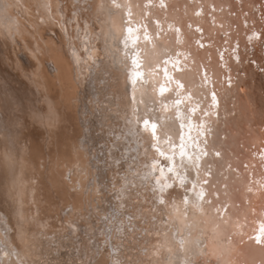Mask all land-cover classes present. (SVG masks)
Returning a JSON list of instances; mask_svg holds the SVG:
<instances>
[{"label":"bare ground","instance_id":"1","mask_svg":"<svg viewBox=\"0 0 264 264\" xmlns=\"http://www.w3.org/2000/svg\"><path fill=\"white\" fill-rule=\"evenodd\" d=\"M65 1L63 4L62 0H0V45L6 43L9 49L4 50V45L0 48L12 60L13 77L21 80L24 87L35 90L30 102L32 106L27 104L30 107L27 112L31 118L28 120L37 123L40 130L31 132L37 138L20 137L22 133L5 116L7 100L0 94V242H5L8 251L12 248L15 252L10 257L7 255L5 264L50 261L47 253L50 255L53 242L60 240L56 236L54 240L48 233L54 221L48 216H53L55 213L50 212L56 209L54 202H50L52 195H59L57 205L60 202V209L66 201L73 202L67 220L56 216L63 229L74 228L70 223L78 220L76 213L83 209L84 196H88L86 192L97 184L94 185V176L92 183L87 178L91 165L87 162L88 157L86 160L81 157L82 152L71 147L72 144L69 148H60L57 160L50 162L48 158V168L44 155V139L46 144L52 143L55 127L63 114V102L72 103L82 84L89 82L95 64L101 68L99 75L107 78L110 93L109 107L105 112L100 110V114L96 112V121L110 127L112 123L119 124L118 132L114 129L116 125L111 127L116 133L115 141L109 140L115 144L116 152L117 145L120 147L129 142L124 148L127 156L124 160L117 155L120 152L112 151L117 156L115 159H120L116 164L120 162L117 170L121 175L117 177L116 169L108 168L115 170V186L111 189L116 187L117 193L116 190L114 193L118 196L116 202V199L110 200V196L105 198L107 202H115L108 211L116 209L114 212L118 214V207L124 204L125 209L131 206L132 211H140L142 218L148 214L144 212H149L142 210V202L146 204L147 200L161 212L156 218L160 221L154 220L157 224L149 220L153 226L157 225H151L155 235L148 230L153 232L150 236L144 230L151 228L150 225H140V228L139 220L134 216H131L132 223H127V218L121 217L118 211L120 216L115 219L122 218L120 226L111 222L112 219L111 224L103 223L110 232L108 236H116L120 228V238L134 234L132 238L138 240L140 246L148 240L144 246L147 248L146 264H264V103L255 91L258 72L254 65L245 64L248 47L259 52L264 45V0ZM54 19L58 20L59 27H63L65 37ZM49 29H54L50 31H55L57 36L46 34ZM17 41L21 42L27 57L18 54L20 45ZM263 58L257 54L254 57L260 65L264 63ZM56 80L60 92L54 91ZM153 81L156 82L151 87L153 96L146 101L140 93ZM1 90L4 92L5 89ZM173 91L175 96L167 100ZM40 100L45 102L44 105L37 104ZM143 112L161 113L165 120L178 119L184 134L180 152L168 150L169 142L159 134L158 127L153 130L152 123H144L147 120L142 119ZM185 128L187 136L198 138L195 143L201 148L199 152L190 148L194 137L184 140ZM135 134H141V140ZM102 135L107 141L104 131ZM21 138L23 141L18 140ZM49 147L46 146L48 150ZM51 154L50 151L48 155ZM43 157L46 160L42 161V166L48 172L41 171L39 159ZM64 159H68L65 168ZM31 163H35L37 172ZM54 163L62 165L63 169L55 167ZM100 167L95 168L99 173ZM66 168L71 170L69 176L68 170L64 173ZM100 175L97 177L108 178V170L106 176ZM108 180L110 178L107 183ZM160 187L164 191H160ZM71 188L86 192H72ZM94 189L99 191L97 187ZM199 193H203L202 197ZM134 198L138 200L135 202ZM142 198L146 200L140 202ZM88 203L92 206L90 200ZM156 210L152 211L155 216ZM87 222L88 226L92 224L90 220ZM1 227H5L3 231ZM257 236L261 237L259 243ZM192 238L196 240L194 248L189 246ZM62 241L56 242V246L64 244ZM130 248L126 250V256L132 252ZM138 249L140 258L142 250ZM106 256L109 253H103L101 261H105ZM136 263L140 264L137 260Z\"/></svg>","mask_w":264,"mask_h":264},{"label":"rangeland","instance_id":"2","mask_svg":"<svg viewBox=\"0 0 264 264\" xmlns=\"http://www.w3.org/2000/svg\"><path fill=\"white\" fill-rule=\"evenodd\" d=\"M62 3L65 4L66 1L62 0ZM34 15H36V14H34ZM22 16H24V15H22ZM21 19H24V18H21ZM40 21H42V19H40ZM54 21L58 22L57 19H54ZM25 22H26V20H25ZM27 25H28V22H27ZM57 25H58L57 26V28H58L59 27V22H58ZM30 27L33 28L32 26H30ZM66 28H67V26H66ZM58 29H60L62 31V36L65 37L66 34L63 33V27L60 25V27ZM50 30H54V29H49L48 31H45V33L57 36L55 31L53 32V31H50ZM55 39L57 40L58 44L59 43H60V45L62 44V42H60V40L58 38H55ZM17 43L20 45V48H17L19 50L18 54L22 55L24 58L27 57V54L24 52L21 42L17 41ZM3 45H0L1 48L3 46L4 50L6 48L9 49V47H7L8 45H6V43L5 44L3 43ZM250 45L252 46V44H250ZM3 49L0 50V73H1L0 74V76H1V79H0V85H1L0 86V90L2 88L5 89V90H3L4 92H2V90H1L0 94L4 97V99L7 100L6 107H7L8 110L6 109V112L8 111L9 113L7 112L6 113L7 115L5 114V116L8 119H11L12 123L19 130L20 134L22 133L20 135V137H24L23 139H25V136L29 137V138H32L33 136L34 137L36 136L35 138H37V135H33L32 133L34 131L35 132L36 131L40 132V130H38V128H37L38 127L37 123L33 122L34 123L33 124L31 121H29V120H31V118L30 117L28 118L29 113L27 112V111H30V107L32 106L30 102L33 101L32 97H33V94H34L35 90H33V87H31V86L30 87L32 89L29 88L28 86H25L26 87L25 88L24 84H23V82L21 80H16L17 78L15 77L16 78L15 79L13 77L14 76V71H12L13 68L11 67L12 60H11L10 57H8L9 56L8 53L3 51ZM262 49H264V45H263V47L259 48V52H257L255 49L252 50L250 47H248L247 51L245 52V60H246V58H248L246 60L245 64L246 65H248V64L254 65L255 70L258 72V75L256 76L257 77L256 78V80H257L256 81V85L257 86H255V91H256V94H257L259 100L264 103V66H263L264 63H262V65H260L258 63V61L256 59H254L256 54L258 56H264V52H262ZM260 50H261V52H260ZM68 54H70V53L68 52ZM43 60H45V59L43 58ZM101 60H102V58H100V62H102ZM49 61L51 63H53L52 60H49ZM44 62L46 63L47 61L45 60ZM242 68H243V66H241V69ZM100 70H101L100 66H98V64H95V66L92 68V74L90 75L89 82H86V84L85 83L82 84L83 87H80V90L78 92L79 94H77L75 97H73L72 103H70L71 101L70 102L69 101L63 102V114L61 116V121H58V123H57V125L55 127V131H54L55 133H54V135L52 137L53 138L52 139V143L49 144V142H48V144H46V140L44 139V144H45V153H44V155L47 158V161H45V163L48 162V158H49L50 162H51V160H57L56 154L59 155L60 148H62V149L69 148L70 144H72L71 147H74L78 151L82 152L81 157H83L85 160L88 157L87 162H90L89 164H91V165H89V166H90V170H92V172H90V170H88V176H87V178H90L89 179L90 183L96 181L94 183V185L96 183L98 184V186L102 185L101 187H103L105 191L103 190V192H101V190L103 188L101 189V187H100V189H98L99 187L96 186L97 184L95 185V187H97V190H99V191H96V189H94L95 188L94 186L92 187L94 189V192H92L93 189L92 190H88V192H86V190L82 189V190H84V192H86V194H88V196H84L85 197V204H84V202L82 203V204H84V206H86V208H84V206H83V209H80L76 213V214H78L76 216V218H78V220H72L73 223H70V224H74V228H70V226H69L66 229H63V227H61L62 222L59 221V219L63 218V220H67V216L70 214V209L73 206V202L72 201H69V202L66 201V203H65L66 205L63 203L62 209H60V202L57 205V203H58L57 200L59 199V195L57 194V196L54 197L52 194H50V196L52 195L50 202H54L55 203V204L54 203H52V204L56 207L57 210L56 209L52 210L50 213H52V214L55 213V214L53 216H51V215L48 216L49 220H50V218H52V220H50V221L54 220L53 222H51V225L49 226L50 229H52V230L49 231L48 233L51 235V238H54V236H56V238H60V240H63V241H65V239H66V241L65 242L62 241V243H64V244H60V246H56V242H60V240H56V238H54V240H56V242H53L54 248L52 247L53 249L52 250L50 249L51 250V252L49 251L50 255H49V253H47V258L50 259V261H46V260L44 261V259H41V261L44 262V263L42 262L41 264H50V262L59 263V264H61V263L62 264H83V263L84 264H132V262H133L135 264L136 260L138 262H140V264H146L145 260H146V257H147L146 256L147 255V248H144V246H146V244H148V240H146V242H144V244H142V246H140V244H138V240H134V238H132V236H134V234H132V236H130V234H128V236H124V232H122V236H124V238H120V228H118V234H116V236H114V234H112V236H108V234H110V232H108V230H106L107 226L104 225V224L107 223V222L110 223V220L112 219L111 222L115 221L116 224H118V226H120V222H122V218H120V220H118V219L116 220L115 219V217L117 218L118 216H120V212H121V217L124 216L125 217V218L123 217L124 219L127 218L126 219L127 223H130L129 221H131V223H132V221H133L132 219L136 217V220H139L138 226H140V225L144 226L146 224H148L147 226L150 225L151 228H144V230H146V232H148V230H152V231L154 230V229H152L153 225L150 224L151 223L149 221L150 219L153 221L152 223H154V222L158 223V221H160V220L156 219V218L159 217L158 216V212L159 211L157 212L156 206H155V208L153 206H151L150 205V201L147 202V200L145 198L144 199L142 198L141 201H140V202H142V200L143 201L146 200V204L144 202H142V204H144L143 205L144 208H142V210H144V209L146 211L148 210L149 212H144V214L148 213L150 216H147L148 215L147 214L146 216L143 215V216H141L142 218H140V211L139 210H138L139 212H137V210H136V212H134V210L133 211L131 210V208H130L131 206L129 207L130 209L127 206L126 207L127 210H126L124 204H121L122 207H124V208L119 206L120 208L118 207V209H117L118 211H120V212L117 211V213L119 215L115 214L116 212H114V211H116V209H113L111 211L112 213L114 212L113 216H112L111 212L108 211L109 208L110 209L112 208L111 205L112 206L115 205V202L118 201L117 200L118 198L116 199V197H118V196L115 197V195H117L116 194L117 193L116 187L111 189L113 186H115V185H113L114 184L113 183V181H114L113 179H115V177L113 176V173L116 172L115 173L116 176L120 177L121 174L117 170L118 169V164H120V162H118L117 164H116V162L119 161L121 158L124 160L127 157L125 152H124V148H126V146L129 145V142H125L124 146H120V147L117 145L118 147L116 146V148L117 149L119 148L117 150V152H120V153H117L116 149H115V144L112 143V142L115 141V137L114 136L116 134L113 130L117 129L116 132H118L121 129V128L119 129V127L117 128V126H119V124L115 123V125H116L115 126L114 123H112L111 127L113 128L115 126L114 129H112L110 126H108V124H105V123L103 124L102 122H99V120L96 121V119H98V117L95 115L96 112H98V114H100V110H104V112H105V110H107V108L109 107V101H107V100L109 99V95H110L109 90H108L109 82H108L107 78L104 75H101V76L99 75L98 72ZM52 77H54V76H52ZM55 83L57 84V87L54 89V91L55 92L56 91L60 92L61 90H58V88H59L58 85H60L59 81L56 80ZM6 90H7V92H5ZM30 91H31V93H30ZM29 93H30V95H29ZM31 94H32V96H31ZM44 103L45 102L43 100H40L39 103L37 102V104H41V105L42 104L44 105ZM27 104H30V107H29V105L27 106ZM25 106L28 108V110L25 108ZM24 109H26V110H24ZM25 111L28 113V115H27V113H25ZM89 114H90V116H89ZM95 117H97V118H95ZM86 118H88L87 121H86ZM90 118L92 120L89 121ZM115 119L116 118H114V120H113L114 122H116V120H117V119L116 120ZM122 120H124V119H122ZM125 120H126L125 122H127V123L129 122V120H127V119H125ZM88 121L91 122V127L89 126L90 123L88 125ZM92 121L94 122V124H92L93 123ZM109 121L112 122L111 120H109ZM82 124L83 125L86 124L84 126L86 129H84ZM102 125L104 127L108 126L109 129L111 128V130L108 129L107 131H105L108 127L106 129H103ZM88 126L90 128H87ZM94 127H95V129H93ZM120 127H121V125H120ZM91 128H92L93 131L92 130L90 131ZM123 128H125V127H123ZM22 129H24V131ZM25 129L26 130L28 129V130L26 131ZM28 131H30V132H28ZM88 131H90V132H88ZM103 131H104L105 136L108 137L107 141H106L104 135H102ZM29 134H30V136H29ZM94 134H95V136H94ZM109 134H110V137H109ZM89 135H92V136L89 137ZM101 135L103 136V139H101V137H102ZM122 136H124V134H122ZM134 136H136V134ZM92 137H93V140L91 139ZM94 137H96V139ZM136 137L140 138V140H141V134H140V136H136ZM88 138H90V139H88ZM23 139L21 138V139H18V140H22L23 141ZM100 139L103 140V141H101ZM111 139H112V142H110ZM53 140H55V142ZM88 140H89V142H90V140H92V141L89 143ZM104 141H106V142H104ZM60 143H62V145ZM107 144H111V145H108L109 147H107ZM112 144H114V145H112ZM86 145L90 146V151L91 152L88 150L89 146L86 147ZM46 146H50L49 147L50 150H48V148H46ZM109 148L112 149L111 152H110ZM113 149H115V153H117V155L120 154L119 155L120 159L119 158L115 159V157H117V156H115L116 154L113 153L114 152ZM86 150H88V151H86ZM120 150L121 151L123 150V151L121 152ZM50 151H51L52 154L49 156L48 154L50 153ZM86 152H89V153H86ZM110 153H113L114 155H112ZM122 154H123L124 158H123ZM25 157H27L29 159V156H25ZM109 157H111V158H109ZM113 157H114L115 160L113 159ZM75 158H76V156H75ZM44 160H46L44 157L39 159L40 168L42 167L41 168L42 172L44 171V169H45L44 172H46L48 170L47 168H48V163L49 162L45 164V167H47V168H45V167L43 168V166H42V165H44L42 163V161H44ZM58 161H59V159H58ZM67 161H68V159L62 160L64 168H65V166L68 167ZM107 161H109L108 164L110 166L113 165V167L112 166L110 167L109 165H107ZM110 162H111V164H110ZM32 165L34 166V168H36L35 163H33ZM32 165H31V167L33 168ZM54 165L56 167L57 164L54 163ZM97 166L98 167L101 166L100 167V169H101L100 173L102 172L101 175H103V174L105 175V172H106V175H107V170H108V178H107L106 175H105L106 177L102 176V178L101 177H97L98 175H100L99 170L96 171L97 169H95V168H98ZM57 167L59 169H63L62 168L63 166L60 165V164H59V166L57 165ZM108 168L112 169V170L114 168V169H116V171L115 170H114L115 172L112 171V170L109 171ZM94 169H95L96 173H95ZM104 169H105V172H104ZM33 170H35V169H33ZM36 172H37V168H36ZM65 172L69 176V174L71 173V170L66 168L64 170V173ZM110 173H111V175H110ZM117 173H119V175ZM84 174H86V173H84ZM64 175H65V177L64 176L63 177L67 179L68 176H66V174H64ZM36 176H38V174H36ZM45 176H46V174H45ZM92 177L95 178L94 179L95 181L93 180ZM99 178L102 181H98L97 179H99ZM109 178H110V180H108V183H107L106 180L109 179ZM77 179H79V178H77ZM84 179H86V178H84ZM103 180H105V181H103ZM40 182H41V180H40ZM46 183L49 184L50 182H46ZM68 183H70V182H68ZM86 184H88V180H86ZM107 184H109L110 186L109 185L107 186ZM72 186H74V185H72ZM64 188H66V184L64 185ZM109 189H110V191H109ZM71 190H72V192H75V191L81 192L82 191V190H80V188H78V190H74V188H71ZM115 190H116V193H114ZM96 193L101 194V195L98 196ZM95 195H97V200H96V196ZM102 196H104V197H102ZM107 196L111 197V199H110V197H108V199H110V200L114 201L116 199L115 202H113V201L111 202L108 199H107L108 200V202H107L106 199H105ZM52 198L54 200H52ZM112 198H114V199H112ZM55 200H56V202H55ZM88 200H90V204H92V206H88V204H89ZM98 200H100V201H98ZM133 200L136 202L138 200V198H136V199L134 198ZM62 202H65V201L63 200ZM110 202H111V204H108ZM112 203H114V204H112ZM96 204H98V208L96 207ZM108 205H109V207H108ZM107 207H108V209H107ZM92 208H94L93 211L95 213L92 212ZM151 208H152V210H151ZM120 209H123V210H120ZM153 209L156 210V216L152 214ZM104 211H105L106 214L103 213ZM122 211H123V215H122ZM126 211H129L130 214H129V212H126ZM39 212H41V211H39ZM4 213H6V211ZM92 213H94V214H92ZM124 213L126 214L127 217L125 216ZM132 213L134 215H132ZM136 213L138 215H136ZM159 213H161V212H159ZM56 214H58V216H61V217L58 218V216H56ZM108 214H110V216ZM141 214H142V212H141ZM163 214H165V213H163ZM114 215H117V216H114ZM129 216H130V218H129ZM131 216L132 217L134 216V217L131 218ZM138 216H139V218H137ZM163 216L165 217V215H163ZM112 217H114V219ZM148 217H149V219L147 220L146 218H148ZM57 218H58V220H57ZM97 218H98V220H96ZM3 219L4 218H2V221H4ZM155 219L158 220V221H154ZM88 220H90V222H92V224H90V226H88V222H87ZM145 220H147L148 223ZM102 224L104 226H102ZM124 224H126V222H124ZM142 226H140V228H142ZM154 226H157V225H154ZM104 227H105L106 234L104 233ZM1 228H2V231H3L4 230L3 228H5V227H1ZM88 228H90V230ZM144 230H141L142 233L144 232ZM126 232H128V230H126ZM138 232H140V230H138ZM153 232L149 231L148 234H150V236H152L151 234ZM139 234H137V236ZM154 235H155V232H154ZM142 238H148V236H142ZM131 243H132V245H130V246H135L134 249L130 248V246H128V244H131ZM5 245H6L5 242H3V241L0 242V255H1L0 256V264H5L8 256L10 257V256L15 254V252L13 251L14 249L11 248V250L8 251L9 248H7V246H5ZM57 247H58V249H55ZM136 247H138V248H140V250H142V252H140V258H138V250L139 249L138 248L136 249ZM128 248H130V250H132V249L133 250L130 253L128 252V256H126V254H127L126 250L128 251L129 250ZM134 250H135V252H134ZM4 251H6V252H4ZM103 253H109V256L104 257V260L106 259L105 261H101V257L103 255ZM142 254L144 256H142ZM2 256H3V258H2ZM4 257H6V258H4ZM131 258H134L136 260H131ZM60 261H61V263H60Z\"/></svg>","mask_w":264,"mask_h":264},{"label":"snow or ice","instance_id":"3","mask_svg":"<svg viewBox=\"0 0 264 264\" xmlns=\"http://www.w3.org/2000/svg\"><path fill=\"white\" fill-rule=\"evenodd\" d=\"M129 31H131V29H129ZM136 75L139 76L140 74L137 73ZM161 91L163 92V89H161ZM213 95H214V94H213ZM144 123L147 125L149 122H148V121H145ZM152 128H153V130H155L156 125L153 124V125H152ZM217 155H218V154H217ZM160 191H164V188H163V187H160ZM202 195H203V193H199V194H198V196H201V197H202ZM256 240H257L258 243L261 242V237H260V236H257V237H256Z\"/></svg>","mask_w":264,"mask_h":264}]
</instances>
